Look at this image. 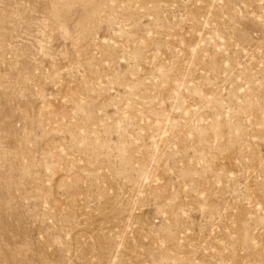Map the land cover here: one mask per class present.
<instances>
[{"label":"rangeland","instance_id":"374dc122","mask_svg":"<svg viewBox=\"0 0 264 264\" xmlns=\"http://www.w3.org/2000/svg\"><path fill=\"white\" fill-rule=\"evenodd\" d=\"M0 264H264V0H0Z\"/></svg>","mask_w":264,"mask_h":264}]
</instances>
